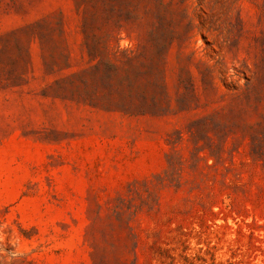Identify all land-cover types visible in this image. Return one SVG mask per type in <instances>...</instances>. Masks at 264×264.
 Masks as SVG:
<instances>
[{
	"label": "rangeland",
	"instance_id": "1",
	"mask_svg": "<svg viewBox=\"0 0 264 264\" xmlns=\"http://www.w3.org/2000/svg\"><path fill=\"white\" fill-rule=\"evenodd\" d=\"M0 264H264V0H0Z\"/></svg>",
	"mask_w": 264,
	"mask_h": 264
}]
</instances>
